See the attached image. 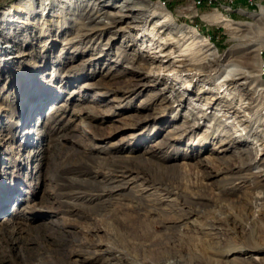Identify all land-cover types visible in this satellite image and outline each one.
Segmentation results:
<instances>
[{"label": "rangeland", "instance_id": "obj_1", "mask_svg": "<svg viewBox=\"0 0 264 264\" xmlns=\"http://www.w3.org/2000/svg\"><path fill=\"white\" fill-rule=\"evenodd\" d=\"M199 1L0 0V45H8L0 48V264H29L41 254L61 264L148 263L146 252L136 254L135 237L121 233L127 218H144L133 199L158 202L153 221L189 211L183 195L159 189L160 177L175 178L183 193L195 191L206 203L234 204L256 192L228 177L237 175L244 160L237 152L248 146L253 157L264 159V108L258 115L264 95L252 82L256 100L241 105L237 86L219 85L220 60L214 71H196L213 53L251 75L258 72L256 52H249L264 50V28L257 31L250 13H258L264 0ZM160 8L171 26H154L166 18ZM217 13L247 25L234 35L221 22L204 19ZM124 14L129 16L103 32L83 29L89 18L106 16L94 25L103 27ZM192 31L203 37L207 53ZM167 35L182 40L160 49ZM156 66L163 79L150 75ZM180 97H188L183 107L175 102ZM88 104L94 113L83 108ZM192 105L198 117L206 115L198 128L189 127ZM227 116L233 123L224 128L219 123ZM245 126L255 132L244 134ZM226 131L247 142L218 135ZM214 214L221 212L215 208ZM260 230L264 211L254 209L235 231L190 214L178 228L190 235L193 252L204 238L226 249ZM70 245L78 249L73 254Z\"/></svg>", "mask_w": 264, "mask_h": 264}, {"label": "bare ground", "instance_id": "obj_2", "mask_svg": "<svg viewBox=\"0 0 264 264\" xmlns=\"http://www.w3.org/2000/svg\"><path fill=\"white\" fill-rule=\"evenodd\" d=\"M160 10L164 11V14H166V18H163L164 20H162L161 22H155L154 26L155 27L159 26V28L171 26L172 22L169 18L170 15L168 14V12L161 8ZM112 14L115 15V13ZM250 15L253 16L256 19V21L259 23L258 30L257 29L256 30L261 32L259 29V25H262L261 27L264 28V6L260 7V11L258 13H250ZM119 16L120 18L116 20H113L111 18V20H109L108 26H103V27H94V25L99 23H104L106 20V16L102 17L100 21L96 20L97 18H100V16L89 18V20L86 21L87 27L83 29H86L87 34L90 33L93 34L97 31L103 32L107 28L117 26L118 24H120V22L124 17L129 15L124 14L122 16L121 15ZM204 19L206 20L214 19V21L216 20L217 22H221L224 26L232 30L231 33H234V35L236 32L242 30V28L246 27L247 25V24L245 25L241 23H236L230 19H227L220 13L215 14L214 17L212 18H210L209 15L204 16ZM145 21L146 19H142L140 20L139 23L144 24L143 22ZM132 22H136V20H133ZM136 25L137 24L135 23L134 25H130L129 27L135 28ZM123 28L125 27H122V29ZM186 32L189 33L191 31H186ZM175 33L176 32L174 31V34ZM192 34H194L196 37L199 38L197 42L200 44L197 45L202 47L200 51L202 50L203 54L207 53V51L210 48L203 50V46H207V43L204 42L203 37H201L196 32L193 33V31ZM234 35H232V39L235 38ZM180 37H181L180 35L176 37L172 35H167L165 37L166 39L160 41L161 46H159V48L162 49L167 45L176 46L177 43H179L182 40V37L181 38ZM2 43L3 44L0 45V48L5 50V48L8 47V45L3 40ZM61 43L63 44V42ZM263 46H264V39L260 43V47L262 48ZM17 49L18 48H15L14 50ZM254 51L256 53H255V62L253 63L256 66V68H258V72L256 74L254 73L253 75H251L248 71L244 70L242 66L237 65L235 62L234 63L230 62V60L226 61L227 59L225 57H222L221 55L215 56L216 58H214L213 53L212 54L209 53L210 56L207 58V62L204 61L203 63L202 62L197 63L198 71L196 72L199 76L201 75L203 76L206 73H208L209 70L214 71L215 70L214 67L217 65V62L220 60L225 65H223V68L219 69L221 71L219 78L220 79L219 85L222 84L220 86H226V87L229 85L237 86L236 88L240 90L241 93L239 100L241 105L244 103H247V105H252L256 100V98L250 96L253 93V90L256 89L258 90V92H261L264 95V80L262 79V75H263L262 66H264V60L261 61L259 56V53L264 54V50L262 51L261 49L260 52L259 51L257 52V49H252L249 53ZM179 55L186 56L185 54H179ZM240 58H242V56ZM182 65L184 66L185 64ZM158 68L160 69L161 67H157L154 70H151L149 73L150 75L157 74V77L155 79H163V76H161L160 74L162 70L160 69L161 71H159ZM217 73H219L218 70L214 72V75H217ZM252 82L253 83L255 82V89L254 87L251 88ZM209 91L216 93L215 95L218 98L224 97V95L219 94V92L211 91L210 89ZM244 95H246V97H244ZM246 99L247 102L245 101ZM187 100L188 97H180L175 99V102L179 107H183V102L185 101L186 103ZM190 104L192 103L190 102ZM83 108L90 113L94 111L92 109L94 108L93 105L88 104L85 105V107ZM230 108H232V106H230ZM263 108H264V104H262V107L260 108L258 115ZM194 109L195 106L192 105L190 114L194 122L192 123V125H189L190 128L200 127V121H202L203 118H206L205 113H202L200 115L201 117H198ZM215 116L218 119L220 118V116L218 115ZM228 118L229 116H227L222 123H219L220 126L223 125V127L225 128V126H229L230 123H233L232 120L231 121L227 120ZM246 121H248V123L251 122V120H247V119ZM248 126H245L243 128L245 130L244 134L247 133L249 134L250 132L254 133L255 131L253 130V128ZM218 135L220 136L223 135L225 137L224 139H227V141H231V142H243V143L247 142L240 138L235 139V135L233 136V133L227 131L218 132ZM253 153H256L255 150H253V147H249V146L237 152V155L244 157V160L241 163V165H238L237 167L238 169L237 175L232 174L233 176L230 175V177L228 178H231L230 180L231 183H234L236 181H238L239 183H249V186L251 185L250 187L252 189H256V192L253 195L244 198L243 200H238L233 202L234 204H230L227 202L219 204L216 201L215 202L213 201L211 203H206L205 200L203 199L204 196L198 194L195 191H192V193L190 191L189 192L185 191L183 193L182 188L177 186L175 181L176 179L171 176L170 177L167 176L163 178L160 177L159 179H157L159 181V189L161 191H164L165 193L172 192L177 196L183 195V204H185V207L188 208L189 211H180L174 215L167 213L163 221H153L152 219H150V217L156 214V212L159 210L160 207L158 206V202H154L150 199L143 201L139 198L133 199L134 202L137 203V205L134 203L135 204L134 206H136L138 211L139 208L142 210L141 213L144 215V218H138L135 220L130 217L127 218L125 221L120 223L122 225L121 229L124 230L121 233L126 238H128V236H131L132 238L135 237L136 246L139 247V249L136 250V254H139V252L142 250L144 253L146 252L147 256L145 258H149L150 260L148 261V263H140L138 259L130 258L127 259V261L124 264H163L162 259L164 257L167 258L172 257V260H169V262L164 264H264V230H260L262 232V235L252 234L248 238L244 239L242 241L243 244L241 246L238 245L239 243L232 242L229 243L228 248L226 247V249L216 248V242L211 237L204 238L199 242V244L195 245V252H193L191 248L188 247V242L191 240L190 235L185 236L184 233H180L178 231L179 226L186 223L189 214L191 216L198 217L199 219H207L208 217H211L212 223L218 225L225 224L231 230L235 231L240 227L242 218H244L247 215H250V212H252L253 209L257 210L259 214L263 213L264 159L263 158L257 159L256 157H253ZM237 155L235 154L234 156L237 157ZM253 165L259 166V169L255 172L250 171V167ZM229 170L231 172L232 169L227 168L225 171H229ZM210 176H211L210 173L205 174L204 179H208ZM196 183L198 184V178ZM192 184L193 186H195L194 182H192ZM215 208H218L219 211L221 212L219 216H216L214 214ZM74 246L75 245H70V247L68 248L70 254H73L75 253V251L78 250L75 249L77 247L74 248ZM252 253H256L257 255H261V256H253ZM241 255H246V258L242 257L241 259L240 258ZM58 261L59 260H57L56 258H52L45 254H41L38 258L34 260H29L27 262L29 264H61Z\"/></svg>", "mask_w": 264, "mask_h": 264}, {"label": "built area", "instance_id": "obj_3", "mask_svg": "<svg viewBox=\"0 0 264 264\" xmlns=\"http://www.w3.org/2000/svg\"><path fill=\"white\" fill-rule=\"evenodd\" d=\"M198 2H200V1L198 0ZM262 69H263V76H264V66H262Z\"/></svg>", "mask_w": 264, "mask_h": 264}]
</instances>
